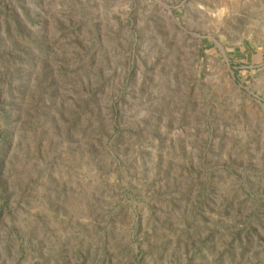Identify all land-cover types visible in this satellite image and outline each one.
<instances>
[{"label":"rangeland","instance_id":"1","mask_svg":"<svg viewBox=\"0 0 264 264\" xmlns=\"http://www.w3.org/2000/svg\"><path fill=\"white\" fill-rule=\"evenodd\" d=\"M0 264H264V0H0Z\"/></svg>","mask_w":264,"mask_h":264}]
</instances>
